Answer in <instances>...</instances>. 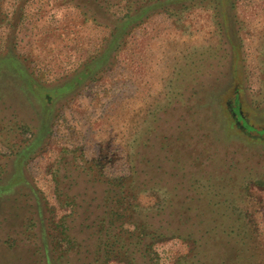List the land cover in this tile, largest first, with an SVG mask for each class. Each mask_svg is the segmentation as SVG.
I'll return each mask as SVG.
<instances>
[{"label": "trees", "instance_id": "1", "mask_svg": "<svg viewBox=\"0 0 264 264\" xmlns=\"http://www.w3.org/2000/svg\"><path fill=\"white\" fill-rule=\"evenodd\" d=\"M31 1L16 0L10 8L8 0H0V30L7 31L0 59L24 64L31 83L27 91L43 115L36 133L16 151L7 188L29 184L22 166L51 143L57 112L90 85L124 68L147 93L145 103L136 93L100 119L95 137L104 155L113 153L111 160H89L77 148L58 149L52 180L61 214L31 189L27 264H160L157 248L171 241L184 247L171 264H264V204L252 198L256 190L264 191V73L262 91L250 104L236 14L244 0H54L75 15L43 30L23 57L14 51V33ZM253 1L264 7V0ZM156 18L169 22L167 36L179 32L181 38L195 36L206 23V34L221 37L229 48L193 46L188 79L177 61L170 70V51L176 49L160 45L159 57L157 49L140 78L135 36ZM55 41L87 53L74 70L42 81L33 66L49 61L41 54H50ZM228 56L237 60L226 62ZM155 71L161 87L151 99ZM226 73L228 99L224 90L217 91ZM206 89H212L207 96ZM217 116L229 143L221 144L213 128ZM108 162L119 163L125 174L110 175Z\"/></svg>", "mask_w": 264, "mask_h": 264}, {"label": "rangeland", "instance_id": "2", "mask_svg": "<svg viewBox=\"0 0 264 264\" xmlns=\"http://www.w3.org/2000/svg\"><path fill=\"white\" fill-rule=\"evenodd\" d=\"M15 3L16 0H8L7 7L11 8ZM262 6L253 0H244L236 11L237 18L242 23L239 34L244 46L241 55L245 59L247 68V78L243 77L245 100L253 105L256 104L255 97L262 91L260 78L264 73V7ZM73 15H75L73 9L58 7L54 0H32L25 5L23 22L14 33L16 43L14 51L19 56L26 57L43 30L47 27L54 28ZM168 24L169 22L164 18H156L154 23L142 27L136 33L135 39L138 44L136 66L142 71L139 73L140 78L144 77L145 61L157 58V49L159 57L160 45L166 47L167 50L176 49V54L170 51L168 62L171 64L170 70L174 71L177 61L180 66L184 67V74L188 79L191 76L188 62L194 57L193 46L202 48L213 44L221 48L226 47V50L229 48L221 37L206 34L208 32L206 23L201 24L203 31L188 38H181L179 32H171L167 36L165 32ZM6 36L7 31L0 30V46L4 45ZM149 37L153 39L150 41V46L145 47ZM55 42L52 43L53 49L50 54H41L42 58L47 59L49 56V61L39 62L33 66L35 74L41 77L42 81L55 80L74 70L87 53V48L69 50L63 48V44L59 41ZM165 57L168 59L167 55ZM228 60L234 63L237 59L235 57L230 59L228 56L226 62ZM23 65L15 59H0V168L3 169L0 171H5V175H2L0 179V189L8 190L0 191V264H27L31 249L29 240L31 233L26 229V218L29 216L31 206L35 203L31 189L37 191L42 201H47L50 206H56L52 171L54 161L58 156V149L61 147L77 148L89 160L96 159L100 162L111 160L113 153L109 152L104 155L106 153L101 151L95 137L100 119L114 105L136 93L140 95V102L145 103L143 97L147 93L143 85L133 83L128 79L130 76L123 74L124 68L117 74L90 85L73 104L57 112L51 143L44 151L22 166L23 174L29 184L24 183L9 189L7 188L9 178L16 169V151L21 144L23 145L32 138L43 118L42 105L27 91L26 84L31 88V83L27 79L28 72ZM157 75L155 71L151 99L157 98L160 94L161 86L156 87ZM220 79L217 91L224 90L226 93L223 97L228 99L231 96V88L226 89L230 81L229 75L226 73ZM211 91L212 89H206L204 95H209ZM220 119L217 116L214 119V125H211L217 130L221 144L229 143ZM238 144L243 145L240 142ZM106 171L110 175L117 176L125 174L126 169L119 163L108 162ZM252 198L257 203L264 204V191L257 192L256 190ZM56 211H58L57 206ZM57 213L60 216L61 212ZM183 249L184 247L178 241L159 246L157 252L160 256V264H171L172 256Z\"/></svg>", "mask_w": 264, "mask_h": 264}]
</instances>
